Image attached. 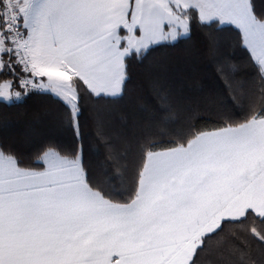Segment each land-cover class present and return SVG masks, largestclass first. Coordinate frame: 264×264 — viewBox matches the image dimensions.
<instances>
[{
	"label": "snow or ice",
	"instance_id": "1",
	"mask_svg": "<svg viewBox=\"0 0 264 264\" xmlns=\"http://www.w3.org/2000/svg\"><path fill=\"white\" fill-rule=\"evenodd\" d=\"M0 264H264V0H0Z\"/></svg>",
	"mask_w": 264,
	"mask_h": 264
}]
</instances>
